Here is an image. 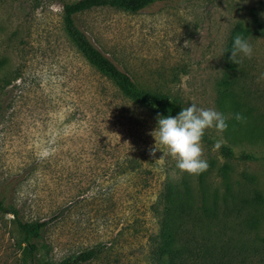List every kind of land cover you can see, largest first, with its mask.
Segmentation results:
<instances>
[{
	"label": "rangeland",
	"instance_id": "rangeland-1",
	"mask_svg": "<svg viewBox=\"0 0 264 264\" xmlns=\"http://www.w3.org/2000/svg\"><path fill=\"white\" fill-rule=\"evenodd\" d=\"M65 1L74 0H0V196L11 185L23 219L48 221L33 240L37 261L99 246L84 264H162V217L175 187L193 207L177 220L176 244L192 249L190 264H264V207L250 211L257 225L246 212L225 211L264 192V30L247 39L252 58L238 57L236 67L228 49L238 24L264 28V0H163L137 12L102 6L78 15L140 87L183 107L246 117L228 119L223 133L206 130L209 168L198 175L181 172L171 156L157 161L162 152L149 154L161 114L79 51L66 30ZM221 138L238 158L225 156L223 145L214 150ZM201 178L218 201L214 216L202 210ZM23 240L14 215L0 210V264H32Z\"/></svg>",
	"mask_w": 264,
	"mask_h": 264
},
{
	"label": "trees",
	"instance_id": "trees-1",
	"mask_svg": "<svg viewBox=\"0 0 264 264\" xmlns=\"http://www.w3.org/2000/svg\"><path fill=\"white\" fill-rule=\"evenodd\" d=\"M163 0H74L65 1L63 4L65 14V26L68 36L79 49V51L86 57V59L103 75L112 79L120 90H122L128 97L135 102L144 105L146 107L154 109L159 114L164 116L178 114L183 106L180 102L171 95L151 92L147 89L140 87L132 76L118 65L110 56L103 52L98 45L93 41L91 36L83 29L80 24L78 15L84 11L102 7L113 6L124 10L137 12L144 8L151 6L152 4ZM263 24L259 23V28H250L243 24H238L232 32L228 49L231 52L233 38L237 34H241L245 39L251 38L255 33H261L264 28ZM232 67H236V64L232 62ZM222 152L227 157H236L235 151L231 146L223 145ZM239 158L251 159L252 155L243 154ZM230 166L226 167V170ZM251 180H256L254 176L250 177ZM204 179L201 178L202 184V210L209 216L216 215L218 209V201L214 199L211 203L209 199V192L203 184ZM10 186L7 187V194L0 196V210L8 212L14 215L17 225L24 235L25 250L32 256V264H84L85 262L93 259L100 252L99 246H94L81 251L80 253L71 255L60 262L52 261H37L36 250L37 244L34 239L40 237L48 221H26L20 215L19 209L16 207L12 197L9 194ZM230 190V185H227V191ZM182 192L178 191L175 187H171L166 195V203L164 206V215L162 217V230H161V242L157 250V256L159 258H167L162 264H190L193 258V251L188 244L181 247L177 246V235L181 230L182 221H177L185 215L191 214L193 207L187 202L181 200ZM241 205L235 207V201L233 204L226 203L225 211L230 213L235 212L241 215L246 212L247 216L245 220L253 225H257L259 220L255 213L250 212L253 206L258 208L264 207V192L260 189H256L251 198H243L240 200ZM248 211L250 214H248ZM229 213V214H230Z\"/></svg>",
	"mask_w": 264,
	"mask_h": 264
},
{
	"label": "clouds",
	"instance_id": "clouds-1",
	"mask_svg": "<svg viewBox=\"0 0 264 264\" xmlns=\"http://www.w3.org/2000/svg\"><path fill=\"white\" fill-rule=\"evenodd\" d=\"M252 55L253 48L249 41L241 34L235 35L230 60L238 65L241 63L238 57L251 59ZM231 118L237 122L246 120L242 113L226 117L215 109L198 107L195 103L183 107L175 116L158 115L156 128L149 132L155 140L149 154L155 158L157 152H162L163 155L157 161L168 155L176 161V167L181 172L201 174L209 168L208 161L202 158V139L206 130L214 128L218 133H223L228 128L227 120ZM224 143L222 138L216 140L214 150H218Z\"/></svg>",
	"mask_w": 264,
	"mask_h": 264
}]
</instances>
